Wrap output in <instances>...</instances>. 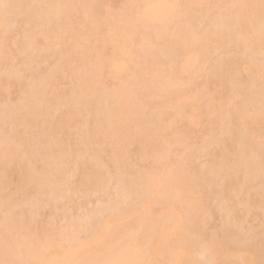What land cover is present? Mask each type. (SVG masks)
<instances>
[{"label":"rangeland","instance_id":"1","mask_svg":"<svg viewBox=\"0 0 264 264\" xmlns=\"http://www.w3.org/2000/svg\"><path fill=\"white\" fill-rule=\"evenodd\" d=\"M13 1L16 0H0V10L5 11V6L10 9ZM21 1L19 7L12 6L13 8L11 9L13 11L10 9L9 13L6 9V14H4L6 17L2 15L4 18L2 19V16L0 18V51H2V54L0 53V122H2L0 123V127L2 125L9 126L4 130L2 127L0 128L2 129L0 130V135L5 137L3 138L0 136V143L5 146L11 145L10 147L8 146L10 151H14L13 153L16 152V155H18L17 157H20L17 158V160L20 159L18 162L15 160L13 161L10 154L9 157L11 161H9L8 156V160L5 158L6 156L4 157L5 165L8 164L6 163L7 161L12 163H10L11 165L8 164L9 167L5 166L4 168L6 172H9V175H5V170H0L1 174L4 172L2 177L0 176V243L4 246L3 248L0 244L2 247H0V264L20 260L19 256L22 257V261L24 259L28 261L31 252L39 250L43 239L49 242L48 246L50 248L54 247L55 250H59L58 253L54 255V257H56V264H59L67 261V254L69 251L66 248L68 246L66 241L69 239L68 237L71 236L69 234L74 235L73 233H75L76 235L74 236L77 239H93L97 234L95 233L96 229H99L100 226L97 223L101 224L105 218H108L110 223L116 221L115 223L118 222L122 224V222H120L122 220L125 224L129 221L127 219H129L130 212L135 209V206L148 197L149 190L144 184L142 177H144L146 173L155 171L158 164L153 159V161H150L151 159L148 160V158L144 156H139L140 153H138V150L140 152L142 151L140 146L144 148V140L147 141L148 137L152 134L156 136L162 131L159 125L157 129L155 121L151 122L153 120H151V118H154L153 116L158 112V108L152 105H146V107H144L145 105H143L141 101V95L136 94L132 88L130 89L129 83H124L125 80L129 82L126 79L129 77L131 71L128 65L121 75L107 80L108 82L106 81V84L109 88L118 86L115 89L127 85V90H130L132 92L131 94H135V100H137V102H135L137 103L136 108L140 109L138 110L139 117L141 120L144 119L145 122H148L146 126L148 128L150 126V129L148 131V128L147 130L146 128H144V130L143 128H137L135 129L136 132L133 130L134 133L132 132V135L134 136L135 134L134 137H137L136 140H138V143L134 138L135 141L133 140L124 144V146H122V144L119 146V141L117 140L118 143H115L118 145V148L120 147V152L122 151L121 153H123V156L121 153H118V155L120 154L118 157L116 151L119 150H117V146L114 145V141L116 140L110 137V132L113 130L111 128L112 124L109 123H112V118L110 114L108 117V114H105L106 112H102L103 110H107V113H109L108 109H103V107L105 105L107 106V104L112 101L111 99H113L111 98L112 95L108 96L109 94H104V85L102 87L100 85L96 86L98 89L93 86L95 89L92 90L95 97L97 96L95 101L91 100L87 105H81L80 103L81 107L77 104V102H80L79 98L81 96V94L78 93H82L83 87H81V91L79 92L80 86H76L78 87L77 89L73 83L74 75L80 71L82 72L85 66H81L80 64L78 66L76 62L70 58V54L74 52V49L76 50V43L80 42V38L74 42L69 40L71 44L67 37L77 29L83 31L88 29L92 30L95 25L94 16L100 4H109L116 9L118 5H121L122 1L120 3V0H97V3H95L91 9L89 8L85 14L83 13L84 11L77 12L76 22H74V20L73 24L63 21L62 14H64L63 12H65L66 8L63 6L64 8L62 7L60 9L64 11H59V13L61 12L60 14L56 13L59 14L57 16L56 14L54 15L56 16V20H53L54 22L51 26H46L44 24L40 25L41 22L38 18H35L37 16L35 7L42 4L40 0ZM45 1L42 0V2L45 3L43 5H50L56 0ZM166 2L171 12L166 11L163 18L164 22L168 23L170 26L177 17L178 10L177 7L172 4L171 0H167ZM221 2L224 4L223 1ZM263 4L264 3L261 1L256 5L259 6L260 11H262L260 6L262 7ZM228 7L229 3H226L225 8ZM34 8L35 10H33ZM229 8L230 10L232 9L231 7ZM262 8H264V6ZM212 10L213 9H211L210 13L213 12ZM262 12H258L260 15L256 17L257 21L259 20L258 24H262L261 26L264 25V14ZM34 13H36V16ZM212 14L208 20L202 17L197 18L199 24L197 23L198 26L195 28L199 27L198 31L195 29V32L194 27H192L196 34L200 35L207 32V35L208 33L218 31L220 27L224 26L222 25L223 23L220 25L222 22L221 15L219 17L218 13ZM79 19H82V22L79 21ZM112 19L114 20L115 18L112 17ZM26 27H28L29 30ZM192 28H189V30ZM223 28L227 29V26ZM190 31L192 32V30ZM31 34L34 35L37 42L32 46L30 45V48L24 41L25 36ZM98 37L99 36L94 33V31L86 36L87 49L89 48V51L94 50L97 45H101L98 42L103 43L102 39ZM78 40L79 42H77ZM192 44L193 49L196 51L200 50L202 47L197 41H194ZM69 50L71 53H69ZM108 51H110L109 48ZM261 51H256V49L254 50L250 46H247L245 31L236 34H234V31H229L223 42H212L211 50H209V54H207L203 63L198 65V70L195 73L188 71L181 75L183 87L188 97L187 104L182 107L183 116L177 118L173 117L172 119L170 116L171 114L169 115V113H167V116L164 117L165 123H171L170 131L173 134L175 133L174 135L177 137H175V143L170 150L167 162L168 164H174V167L179 166V169H176L178 172L175 171L178 175L173 173L172 179H170L168 175L167 178L171 180L170 182L173 181V183H179L180 181L183 183L184 181L182 180L185 176L191 177V174H195L198 178V181H196L197 178L195 179L194 177L193 179L191 177V179H193L192 181H195L196 184H189L188 187L196 192H194L195 194L193 193V195H195L193 197L195 199L197 198L198 208L200 209L199 215L195 213L197 217L191 218L192 215L190 217L192 219L191 221H189V218H183L182 221L185 220L188 226L185 225V223L183 225L182 222L176 234H171L170 232V235H168L167 233L169 232H165L164 236L166 237L167 234V239L164 238L167 243L169 239L172 243H180V239H182L181 245H189L187 253H177V257L181 259L180 264H192V260H196L199 263L201 262L200 264H264V157H262L264 156L262 155L264 154V113L261 115L262 108L264 107V77L261 76V69L264 67V50ZM187 56L186 54L180 55L181 58ZM60 62L64 63L63 65L68 62L70 65L67 63L66 66L69 68H65L64 74L59 72L57 75H54L53 73H55L56 68L61 64ZM81 72L76 75V77L81 75ZM161 74L163 76H169L168 74H171V72L165 70L162 71ZM162 75L159 78H163ZM190 76L191 79H189ZM123 79L125 80L121 82ZM132 85L133 84H131V87L134 86ZM100 87L101 89L103 88V91ZM29 88L35 91L36 94H39L41 91L40 95L35 94L39 96L37 101L32 97L33 100H31L32 102L35 101V103H31ZM37 88L38 90H35ZM98 90L101 93H97ZM137 95L141 98L140 101L142 103L139 101ZM77 96L79 97L77 98ZM103 96L105 98H103ZM26 97L29 98V102ZM24 98H26V102ZM72 100L78 101L74 102ZM24 103H27L26 109L22 108L23 106L25 108ZM30 103L33 105H29ZM75 103L79 107L76 106ZM90 105L92 106L90 107ZM27 107L30 108L28 109ZM95 107L96 109H94ZM16 109L18 110L16 111ZM96 110H98V113L102 110L100 112L102 115L100 113L97 115V113L94 112ZM20 111H23V113L21 112V114ZM60 112L61 115H63V112H67L68 115L69 112V116H67V123L69 126L65 123V125H67L66 128L64 125V127L62 126V130H57L58 133L62 132L61 136L60 134H58V136L56 131L54 134L53 132L50 133L52 129H50L51 127L48 128V126L59 124L60 120L58 118L61 119V116L59 117ZM188 115L194 118L192 124H187L186 122L187 118L185 119V117ZM18 117H21L20 119L25 117L26 119L24 118L21 121L14 122L13 120H18ZM11 118L13 119L11 120ZM43 119L48 121V123L43 121ZM169 120H171V122L168 123ZM37 124H41L42 128L39 125V127L37 126L36 128ZM45 124L48 128H45L46 133L50 131L47 133L48 135L43 133ZM102 125H104V129H102ZM57 128L60 129V126ZM101 129L106 132L104 137L107 135L105 138L103 137L102 140L105 139L103 142L97 138L104 134L100 133ZM189 129L191 131H189L190 134L186 139H183L184 131L188 132ZM7 130H11L12 132ZM97 131L99 134H95H98V136L94 134V132ZM8 132L11 133L9 136L7 134ZM145 132H150V135L148 133L147 135ZM245 133L248 138L252 139L251 144L249 143L251 147L248 148L247 146L248 150L246 147H242V150H240L241 141L249 140L245 139ZM49 134H52L53 137ZM11 135L14 137L12 138ZM92 135L93 137H97L93 139ZM136 135L139 137H142V135L146 137L139 138ZM3 141H6L5 144ZM53 141L55 142V146L53 145ZM55 147L59 148V151H57ZM226 148L229 149V156H223ZM54 151L57 154H55ZM221 151L222 156H220ZM238 151L241 153L238 154ZM50 153H54L56 156ZM76 153H79L77 154L78 157ZM242 153L243 155H241ZM244 154L247 158H245L246 156ZM93 155L96 156L94 157ZM121 156L123 158L122 161L120 159ZM221 157L223 158V162ZM229 157L230 160L224 159ZM239 157L249 163L254 159L257 162V166L253 164L254 161L253 163L251 162V164H253L256 169L247 173L246 166H240V163L238 164ZM110 160L113 161L111 162ZM115 160H117L118 163L120 161V163L116 164L117 162ZM13 162H16V164L21 162L22 166L25 164L27 168L24 166L26 169H22L23 167L21 168L19 165V169L16 165L15 168L13 166L15 163ZM92 162H98V167L100 162L101 175H98V173H100L99 170L98 173L97 171L94 172L97 173L95 174V176L97 175L96 177L90 174L92 169L90 167L91 165L93 166V171L94 169H98V167L94 168V164H97ZM109 162H111V164H108ZM112 163H115V165H112ZM84 164L91 169L85 168ZM120 164H125L123 166H127L125 167L126 169H123L122 166L117 168V170L115 167L113 168V166H120ZM10 166L12 168H10ZM185 166L186 168H184ZM172 167L171 165L168 169L170 170ZM244 168L245 171L243 170ZM187 169L190 174L186 172L188 171ZM84 170H86V173ZM87 171L90 172L88 173ZM14 172L18 173L15 174ZM87 173L94 179L88 176ZM19 174L22 178L19 177ZM174 175L175 177L173 178ZM100 176H102L101 183L99 185L95 184L96 186L93 185L95 182L93 183L92 181H98L97 179L100 181ZM136 176L142 179L140 178V180H138ZM122 179L124 181H122ZM32 181L34 183H32ZM128 181H130V184ZM168 181H164V183ZM31 183L32 186L33 184H37L36 189H38V192H35V185L34 188L31 187ZM54 184L56 186H54ZM227 184L230 186L228 190L225 189ZM54 187H58L57 191H54ZM189 194L187 193L181 197L185 199L189 198L191 197V193ZM167 197V195H164L161 197L162 199L160 198L161 207L169 201ZM163 200H166V202ZM160 205L153 204V208H159ZM116 214H118V216ZM125 219L127 220L126 222H124ZM6 221H8V223H5ZM13 221L14 225H12V228L14 229L12 230L11 224H13ZM168 221L171 223V219L167 218L166 222ZM76 223L77 225L80 223L81 227L75 226ZM118 223L115 225H118ZM152 225L154 224H151V226ZM14 226H19L18 230H22L28 226L27 232H29V235L27 233L26 235L32 236L29 238H31V242L34 243H30V239L28 238L29 242L26 239L25 242L27 244L29 243L28 245H32V247L35 246V250L34 247H27V245H25L26 243L23 242L24 238L27 237L26 235L21 241L23 247L21 242V247H18L20 245L15 247L13 243L11 244L10 240L13 239L14 230L17 229ZM183 226L185 227L182 230ZM20 227L22 229H20ZM76 227L79 228V231L76 230ZM183 231L189 234H185L186 236L184 237L187 238L186 240L182 237L184 235ZM65 232L66 234L64 235ZM133 232L136 233V230H133L131 233L134 234ZM180 232H182V236ZM11 234L13 235L11 236ZM171 235H174V237L176 236L175 239H173ZM5 236L6 239L3 240ZM35 236L38 238L37 240H35ZM14 237H16V235ZM72 237L73 236L70 238ZM66 238L67 240L64 242L63 239ZM176 238L180 239L177 240ZM18 240L20 241V239ZM38 240H40L41 243ZM184 240L186 242H184ZM13 241L17 242L15 239ZM35 241H37L38 244L36 243L35 245ZM139 241V249L143 248L142 250L144 251L146 245L143 243V240ZM182 241L184 243H182ZM170 242L168 244H170ZM16 244L17 243H15V245ZM39 244L40 246L38 247ZM202 244L204 246L207 244L212 245L215 251L213 252L208 248L205 249L202 247ZM226 249L236 251L239 255L232 257L231 255L222 253V250ZM18 253L20 254L18 255ZM14 254L18 255V259H15L16 257ZM167 254L165 256H167ZM4 258L9 260L6 261ZM10 258H13V261H11Z\"/></svg>","mask_w":264,"mask_h":264},{"label":"bare ground","instance_id":"2","mask_svg":"<svg viewBox=\"0 0 264 264\" xmlns=\"http://www.w3.org/2000/svg\"><path fill=\"white\" fill-rule=\"evenodd\" d=\"M9 1H12V0H9ZM43 1H45V0H43ZM121 1H122V3H121ZM166 1L167 0H120L121 5H118V8H116V9L109 4H102V5L100 4L99 9L94 16L95 25H94L92 30L94 31V33H96L99 36L98 37L99 39H102L103 43L98 42L101 45H99V46L97 45V47H95L94 50L89 51L88 50L89 48L87 49L88 46H87L86 36L89 35V33L93 32L91 29L90 30L88 29L85 31L77 29V30H75L74 33L70 34L67 37V38H69L68 41L70 40L71 42H74L75 40L80 38V42H79V40L77 41V42H79V43H76L77 48H76V50L74 49V52H72V54H70L71 55L70 58H72L78 66H79V64L81 66L82 65L85 66V69L83 68V70H82V72L83 71L84 72L82 73L80 71L81 75H79L77 77H76V75H78L80 72L77 73L76 75H74L75 76V77L73 76L74 82L72 81L74 83L75 87L80 86L79 92L81 91V87H83L82 93H78V94H81V96L79 98L80 102L79 103L77 102L79 99L78 100H72V101H74V102L76 101L80 107L82 104L87 105L90 103L91 100L95 101V98L97 97V96L95 97L92 89H95L94 87H96L98 85H100L101 87L104 85L103 86L104 91H103V88L101 89V87H100V89L104 92V94H109L108 96L112 95L111 98H113V99H111L109 97V100L111 99L112 101L110 100L111 102L110 103L108 102L109 104H107V106L105 105L103 107V109H108L109 113H107V110H103V111L101 110V111L103 113L106 112L105 114H108V117L110 114V116L112 118V119L110 118L112 120V123L110 122L109 124H112L111 128L113 131L110 132L111 136H110V134H109V136L113 137L116 140V141H114V145H116V143H118V141H119V143H118L119 146H121V144H122V146H124V144L129 143V142L134 140L135 134L133 136L132 132L133 133H134V131L136 132L135 129H137V128L142 129L143 128V130H144V128H146V130H147V128H148L146 126V123H148V122H145L144 119H142L143 120L142 121L141 118L139 117L140 115H139L138 110H140V109L136 108L137 103H135V102H137V100H135V98H136L135 94L133 95V94H131L132 92L130 90H127V87H126L127 85L123 84L124 87L122 86L121 88L119 87L118 89H115L118 86H115V88H112V87L109 88V86L106 84L107 80L116 78V76L121 75V73H123V70L126 68L127 65L129 66V68L131 70L129 77L126 78L129 82H126L125 79H123L121 82H123L125 80L124 83L125 84L129 83L130 89L132 88L133 91L136 92V94L141 95L140 97H142L141 101L143 102V105H145L144 107H146V105L147 106L152 105L153 107L156 106L158 108V112L156 111L157 113H155V115L153 116L154 118H151V120L153 119L151 122L155 121V123H156L155 126H157V129L159 126H161L160 129L162 132L156 136H154V134H152V132H151V134L153 136L151 135L150 137H148V139L146 138L147 141L144 140L145 146H144V148L140 146V148L142 149L141 152L138 150V153H140L139 156H142V157L144 156V157L148 158V160L151 159L150 161L155 160L156 163L158 164L157 165L158 167L156 166L157 169L156 168H155L156 170L154 169L155 171L146 173L144 175V177H142L144 184L146 185L147 189L149 190L148 197L143 199L141 201V203H139L137 206H135V209H133V211L130 212L131 214L129 215V219H127L129 221L126 222L127 220L126 219L124 220V222H126L125 224L123 223L122 220L121 221L118 220V221L122 222V224L117 222L118 225H115V224H117V223H115L116 221H114L113 223H115V224H113L112 222L110 223V220L108 218H105L104 220L102 219L103 221L101 220L102 221L101 224L97 223L100 226H99V229L97 228L98 231L96 229L95 233H97V234L96 235L94 234L95 236L93 239H85V240L84 239L83 240L77 239L74 236L76 234L73 233L76 231L72 230L73 231L72 233L74 235H72V234H69V235H71L73 237L72 238H70L71 236L68 237L69 238L68 240H67V238L63 239L64 242H65V240H67L66 242L68 244V246L66 247L67 250L69 251V253L67 254V261L59 263V264H180L181 259L179 257H177V253H182V252L187 253V250L189 249V245L183 246L180 244L181 240H182V239H180L181 237L179 238L180 243L179 242L178 243H176V242L172 243V242H170V239H169L170 244H168L169 242L167 243L166 240L164 239L167 237V234L170 235V232H171V234L172 233L176 234L177 231L180 229L179 226L181 225L182 222H183V225L185 223V225L188 226V223H186L185 220L182 221L183 218L184 219L189 218V221H191L192 220L191 218L197 217L196 214H198L199 210H200L198 208V201L196 200L197 198L195 199L193 197V196H195V195H193V193L195 191L194 190L192 191L188 187L189 184H191V185L196 184L195 181H192L194 179V177H195V179L197 178L195 176V174L194 175L191 174V177L193 179H191L190 176L189 177L185 176V178L182 180V181H184L183 183L181 181L179 183H175V182L173 183V181L170 182L171 180H169V178H167L169 176L170 179H172L171 177H172L173 173H175V175H178L177 170L179 169L178 168L179 166L174 167V164H170V163L168 164V162H167L168 161L167 159H169L170 150L172 149V146L175 143V137L176 136L174 135L175 133L173 134L170 131V124L171 123H169V122H171V120H169L168 121L169 124H167V123H165L164 117L167 116V113H169V115L171 114L170 116L172 117V119H173V117L177 118V117L183 116L182 115V113H183L182 107L185 104H187L188 97H187V92L185 91V89L183 87V79H182L181 75L184 72L190 71L191 73H195L198 70V68H197L198 65H201L203 63L204 59L207 57V54H209L208 52H209V50H211L212 42L213 43L223 42L224 38L227 36L229 31H234V34H236L238 32L245 31L246 39H247V46L248 47L250 46L254 50L256 49V51L264 50V25L261 26L262 24L261 25L258 24L259 20L257 21V18H256V17H258L257 15H260V14H258V12L261 13L263 11L264 8H262V7L264 6V4L262 5V7L260 6L262 11H260L259 6H256V5H257V3L259 4L261 1L264 3V0H171L172 4H174L175 7H177L178 12H177V17L173 21V24L170 26L168 25V23L164 22V18H163V15L166 11L171 12V9L168 8L166 5V3H167ZM221 1H223L224 4H222ZM21 2H22L21 0H16V1H13L12 2L13 4L11 3V5L13 7H16V6L19 7ZM40 2L42 4L38 3L39 5H37V7H35L36 10H35V8L33 9L37 13V16H36V13H34L36 16V17L35 16L34 17L38 18V20L41 22L40 25L44 24L46 26L47 25L51 26V24L54 22L53 20L54 19L56 20V16L59 15L62 11H64L63 9H60L63 6L66 7L65 12H63L64 14H62L63 15V21H65L66 23L69 22V23L73 24L74 22H76L77 12L84 11L83 13L85 14L89 10V8L91 9L92 6L95 3H97V0H56L54 3H52L50 5L48 3H47L48 5H43L45 3H43L42 0H40ZM226 3H229V7L232 8L231 10L229 7L225 8ZM5 4H7V3H5ZM8 4H9V2H8ZM12 6H11V8H13ZM6 7L7 6H5V11L0 10V18L2 15L6 14V9L8 10V13H9V10L11 8L8 9ZM8 7H10V6H8ZM211 9H213L212 13H214V14L218 13L219 17L221 15V17H222L221 21L222 22L221 23L219 22V23H220V25L223 23L222 25H224L225 27L227 26V29L223 28L224 26H222V27H220V29L218 31L208 33L207 35H206L207 32L205 34H200V35L196 34L195 32L198 31V29H199V27L195 28L196 26H198L197 25V23H198L197 18L202 17L204 19L207 18V20H208L212 14V13H210ZM11 11H13V10L11 9ZM59 11H61V12L59 13ZM56 13H59V14H56ZM262 13L264 14V11ZM55 14H56V16H54ZM4 16H2V19L4 18ZM112 17H114L115 19L113 20ZM219 17H218V19H219ZM79 21L82 22V19L81 20L79 19ZM2 27H4V26H2ZM192 27H194V31H195V29H197V30L194 32ZM26 28L29 30L28 27H26ZM189 28H192V29H190V30H192V32L189 30ZM197 33H199V32H197ZM75 35H79V36H75ZM194 41H197L202 45L200 50L196 51L193 49L192 43ZM24 42H26L25 43L26 45L28 44V46H30V45L32 46L37 41H36L34 35L31 34V35L25 36ZM31 46H30V48H31ZM71 46H73V45H71ZM105 48H107V49H105ZM108 48L110 51H108ZM71 51H73V50H71ZM1 52L2 51H0V53ZM69 53H71L70 50H69ZM181 54H186L188 56L181 58L180 57ZM31 57H32V55H31ZM70 58H68V59H70ZM60 63L61 64L59 65V67L56 68L55 73H53L54 75H57L59 72L64 74L65 68L66 69L69 68L66 66L68 62L65 65H63L64 63H62V62H60ZM68 65H70V64L68 63ZM261 67H262V65H261ZM72 68H73V66H72ZM165 70H169L171 72V74H168L169 76H167V75L163 76L161 74V72L165 71ZM261 70H262L261 76L264 77V67H262ZM53 74H52V76H53ZM161 75L163 76V78L164 77L165 78L164 79L162 77L159 78ZM189 79H191V76L189 77ZM160 81H162V82H160ZM130 83L133 84L134 86L132 85L133 87H131ZM76 88L78 89V87H76ZM96 88L98 89V87H96ZM32 89H33V87H32ZM35 90H38V88ZM105 90H106V92H105ZM29 91H30L29 93L31 96L30 100L33 97L35 99V101H37L39 96H36V95H40L41 91L39 94L38 93L36 94V92L32 91L30 88H29ZM97 93H101V92H99V90H98ZM73 94H76V93H73ZM102 95H103V93H102ZM104 96H106V95H104ZM104 96H103V98H105ZM71 97H73V96H71ZM78 97L79 96H77V98ZM140 97H139V101L141 99ZM26 98H28V97H26ZM26 98H24V101L26 100ZM32 100H31V103H33V102L35 103V101L32 102ZM109 100H106V101H109ZM27 101L29 102V98L27 99ZM27 103L26 104L24 103L25 108L23 106L22 107L23 109H26ZM31 103L29 105H33ZM80 103H81V105H80ZM77 104H76V106H78ZM143 105H142V107H143ZM91 106L92 105H90V107ZM105 107H107V108H105ZM193 107H194V105H193ZM22 108H21V110H22ZM27 108L29 109L30 107H27ZM94 109H96V107ZM262 109L263 110H262L261 115L264 113V107ZM17 110L18 109H16V111ZM98 110L94 111L95 113H97V115L101 112V111H99V113H98ZM24 111H26V110H24ZM21 112L23 113V111H20V113ZM100 114L102 115V113H100ZM60 116H61V119L58 118L60 120L59 124H55V125L53 124L54 126H48L47 125L48 128L51 127L50 129H52V130H50L51 132L48 131L47 133L53 132V134H54L56 131V134L57 135L60 134V136H61L62 132L58 133L57 130H62L65 123L68 124L67 123V116H69V112H68V115H67V112L66 113L63 112V115H61V112H60L59 117ZM20 118L18 120H13V121L14 122L15 121H21L25 117L22 119H20ZM12 119L13 118H11V120ZM185 119L187 120L186 121L187 124H192L194 122V120H193L194 118L190 117L189 115L187 117H185ZM43 121H45V119H43ZM146 121H148V120H146ZM45 122L48 123V121H45ZM0 123H2V122H0ZM11 123H12V121H11ZM31 123H33V122H31ZM53 123H55V122H53ZM9 125H10V123H9ZM13 125H12V127H13ZM38 125L41 126V128H42L41 124H37L36 128ZM59 126H60V129L57 128ZM68 126H69V124H68ZM155 126H154V128H155ZM1 127L4 130V129H6V127L8 128L9 126H3L2 125ZM66 127H67V125H65V128ZM106 127H107V125H106ZM43 128L45 131L46 130L45 128H47L46 124H45V127H43ZM168 128H169V130H168ZM102 129H104V125H102ZM102 129L100 130L101 131L100 133H104V134L101 137L98 136L99 130L97 132H94V134L98 133V134H95L98 137L97 136H94V137H97L101 142H103L105 140V139L104 140H102V139L106 133V132L102 131ZM149 129H150V126L148 128V131H149ZM0 130H2V129H0ZM106 130H107V128H106ZM7 131L10 132L11 130H7ZM44 131H43V133L47 134L46 131L45 132ZM189 131H190V129L188 130V132L184 131L185 133L183 134V139H186V137H188V135L190 134ZM9 132L7 133L8 136L11 134ZM4 133H5V131H4ZM108 133H109V130H108ZM145 133L147 134L148 132H145ZM145 133H144V135H145ZM148 134L150 135V132ZM12 135H11V137L13 138L15 136V133H14V136H12ZM47 135H46V137H47ZM93 135H92V138L94 139ZM0 136H2V135H0ZM50 136H52V134ZM136 136H138V135H136ZM2 137L5 138L4 136H2ZM11 137H8V138H11ZM142 137L145 138L146 136L142 135ZM142 137H139V138H142ZM57 138H59V137H57ZM136 138H135V140H136ZM245 139H249V140L248 141L247 140L241 141L242 144H240V146H241L240 150H242L241 149L242 147H246V149H247V146H248V148L251 147L250 144H251L252 139L248 138L247 134H246ZM56 141H58V140H56ZM5 142H4V144H5ZM136 142L138 143V140H136ZM244 144H245V146H244ZM53 145L55 146V142L53 143ZM53 145H52V147H53ZM8 146L9 145L5 146V145L0 143V170L2 169L3 171L5 170L4 169L5 166L7 167L8 164L9 165L12 164L11 162H9V161H11L9 154L11 156V159H13V161L14 160L17 162L20 161V159L17 160V158H20V157H17L18 155H16V152L13 153L14 151H12V150L10 151V148H8ZM116 146H117L116 147L117 150H119V151H116V154L118 155V153H121L122 151L120 152V147L118 148V145H116ZM56 149H57V151H59L58 150L59 148H56ZM56 149H55V151H56ZM251 149H250V151H251ZM74 150H76V149H74ZM225 150L226 151L222 150V151H224L223 156L228 155L229 149L226 148ZM55 151H54V153L57 154ZM222 151L220 152V156H222V154H221ZM78 152H80V151H78ZM243 152H244V150H243ZM54 153H50V154L53 155ZM240 153L241 152L238 151V154H240ZM55 154L53 156H56ZM77 154H79V153H76V156H77ZM122 154L123 153H121V155ZM69 155H70V153H69ZM241 155H243V153ZM262 155H264V154H262ZM7 156L9 157V161H7L6 163H8V164L5 165L4 157L7 158ZM80 156H79V158H80ZM119 156H120V154L118 155V157ZM122 156L120 158L121 161L123 159ZM98 157H99V155H98ZM98 157H97V159H98ZM262 157H264V156H262ZM47 158H48V155H47ZM79 158H78V160H79ZM115 158H117V157H115ZM245 158H247V156ZM70 159H69V161H70ZM224 159L230 160V157L224 158ZM7 160H8V158H7ZM113 160H114V158H113ZM221 160L223 162V158ZM71 161H72V159H71ZM115 161L117 162V160H115ZM253 161H254V163H253ZM111 162H109L108 164H111ZM251 162L253 164H256L255 166H257V162L254 159H252ZM251 162L249 163L248 161L242 160L241 157H239V160H238V164L240 163V166H242V165L246 166L247 173L251 172L253 169H256L253 166V164H251ZM13 163H15L13 165L15 168L17 166V168L19 169L18 165L21 166V168L23 167L22 169L27 168L26 167L27 165L23 164L26 167V168H24V166H22L21 162H19V164L18 163L16 164V162H13ZM87 163H89V162H87ZM92 163L97 164L98 162H92ZM101 163H102V161H101ZM119 163H120V161H119ZM119 163L117 162L116 164H119ZM112 165H115V163L114 164L112 163ZM123 165H125V164H123ZM123 165H121V164H120V166L116 165V166H113V168L115 167L117 170V168L122 166L123 169H126L125 167H127V166H123ZM171 165L174 168L172 167L173 169L170 168V170H169L168 168H169V166L171 167ZM224 165H225V163H224ZM84 166L87 169H91V168L93 169L92 165L90 166L91 168L89 166L86 167L85 164H84ZM94 166H95L94 168H96V167H98V164L97 165L94 164ZM181 167H183V166H181ZM10 168H12V167L10 166ZM40 168H39V170H40ZM100 168L101 167H100V162H99L98 169H96V170L94 169V171L91 169V172L90 171H87V172L88 173L90 172L91 175H94V177H96L97 175L95 176V174L98 173V170L100 171ZM184 168H186V166ZM67 169H69V168H67ZM180 169H182V168H180ZM220 170H221V168H220ZM243 170L245 171V168ZM16 171H17V169H16ZM84 171L86 173V170H84ZM95 171H97V173H94ZM175 171H177V172H175ZM5 172H6V170H5ZM186 172L189 173V170ZM16 173H18V172H16ZM24 173H27V172L25 171ZM119 173H120V171H119ZM188 173H187V175H188ZM3 174H4V172L2 174L0 173V176L2 177ZM6 174L9 175V172H6L5 175ZM23 175H25V174H23ZM98 175H101V171H100V173H98ZM175 175L173 176V178L175 177ZM88 176H90V175L88 174ZM121 176H120V178H121ZM19 177H21L20 174H19ZM90 177H92V176H90ZM101 177L102 176H100V181H99V179H97L98 181H92L93 183L95 182L93 185H95V184L99 185L101 183V180H102ZM136 178H138V180H140L141 177L139 178V176L138 177L136 176ZM95 180H96V178H95ZM33 181H35V180H33ZM33 181H32V183H34ZM122 181H124V180L122 179ZM164 181H168V182L164 183ZM196 181H198V178L196 179ZM129 182L130 181H128V183ZM32 183H31V187L34 188V185H35V192H38V189H36L37 184H33V186H32ZM54 186H56V185L54 184ZM225 187H226L225 189L228 190L230 186L227 184ZM33 188H31V189H33ZM53 189H54V191H57L58 187H56V188L54 187ZM229 191H231V190H229ZM184 193L185 194L191 193V197L186 198V199L182 198L181 196L182 195L184 196L185 195ZM164 195L168 196L167 198L169 199V201L167 203H165L166 206L164 204L162 206L163 207L162 208L160 198ZM163 201L166 202V200H163ZM163 201H162V203H163ZM153 204H156V205L161 204L160 205L161 208L160 207L158 208L157 206H156L157 208H153ZM29 205H30V203H29ZM31 205H33V204H31ZM116 215L118 216V214H116ZM167 218L171 219V223L169 221H168L169 223L166 222ZM5 223H8V221H6ZM151 224H154V225L151 226ZM12 225H14V221H13V224H11V228L13 227ZM28 225H30V224H28ZM78 225H77V223L75 224V226L80 228L81 224L79 223ZM189 225H190V223H189ZM14 227H16L17 229L14 230V235L11 234V236L13 235L12 236L13 239L10 240L11 244L13 243L14 246L17 247V245H20L22 238L26 237V236L27 237L24 238L23 242H25L26 240L28 241V239H30V243H34V242H31V238H29L32 236H28L29 235L28 234L29 232H27L28 226L25 227L26 229L25 228L22 229L20 227V229H22V230H18L19 226L18 227L14 226ZM77 227H76V230L79 229ZM184 227L185 226L182 227V230ZM11 228H10V230H11ZM13 229L14 228H12V230ZM133 230L134 231L136 230V233L133 232L134 234H132L131 232ZM7 231H8V229H7ZM165 232H169L166 234V237H164ZM26 233L28 235H26ZM181 233L182 232H180V234ZM65 234H66V232L64 233V235ZM183 234H184L183 236L181 234L182 237L186 236L188 233L184 232ZM15 235H16V237H14ZM6 236L3 240L6 239ZM8 236H9V234H8ZM172 237H173V239H175L176 236L174 237V235H173ZM79 238H82V237H79ZM14 239L17 240V242L13 241ZM18 239H20V241ZM37 239L38 238L36 237L35 240H37ZM179 239H177V240H179ZM184 239L186 240L187 238L184 237ZM139 240H143V243H145V245H146V249L144 248V251L142 250L143 248L139 249V243H140ZM185 240H184V242H186ZM38 241L41 243L40 240H38ZM47 241H48V239H47ZM45 242H46V239H43L41 246H40V244L38 245V247L40 246L38 251L31 252V251L27 250L28 252H31V256H29L30 259L28 261H26L27 259H24L25 261L24 260L22 261L21 256H19L20 260L13 261L12 259L14 258V255H15L14 254L13 258L12 259L10 258V260L15 262V263L9 262V263H2V264H56V261H55L56 257H54V255H56L59 250H57V249L55 250L54 247L50 248L48 246L49 242H46V243ZM184 242L182 241V243H184ZM15 243H17V244L15 245ZM36 243H37V241H35V245H36ZM28 244L26 243L25 245H27V247L31 246L30 248L34 247V250H35V248H36L35 246L32 247V245H28ZM203 244H205V243H203ZM210 244L205 245L206 247L203 245L202 247H204L205 249L208 248L209 250L214 252L215 248ZM21 245L23 247V243ZM21 245L18 247H21ZM1 246L4 248V246L2 244H1ZM5 246H7V245H5ZM11 247H10V250H11ZM6 248H5V250H6ZM140 250H142V251H140ZM222 253H224L226 255H231L232 257L239 255L236 251H232V250L230 251L228 249L222 250ZM6 254H7V252H6ZM19 254L20 253H18V255ZM166 254H167V256H165ZM10 255H11V253H10ZM16 255H15V257H16L15 259H18V255L17 256ZM25 257H26V255H25ZM0 258H1V256H0ZM5 260L8 261L9 259L8 260L5 259ZM200 263L196 260H192V264H200Z\"/></svg>","mask_w":264,"mask_h":264}]
</instances>
